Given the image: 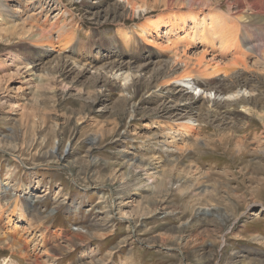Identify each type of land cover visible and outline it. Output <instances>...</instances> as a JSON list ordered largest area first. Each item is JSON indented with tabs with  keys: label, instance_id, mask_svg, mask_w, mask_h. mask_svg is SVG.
<instances>
[{
	"label": "rangeland",
	"instance_id": "374dc122",
	"mask_svg": "<svg viewBox=\"0 0 264 264\" xmlns=\"http://www.w3.org/2000/svg\"><path fill=\"white\" fill-rule=\"evenodd\" d=\"M210 1L214 11L150 1L138 18L123 0H8L18 20L0 23V264H264V120L218 117L201 99L192 135L165 145L167 125L187 117L165 95L176 80L264 82L253 58L242 62V30L220 46L190 18L230 19L264 0ZM117 63L131 71L125 86L111 80ZM256 99L264 117V89ZM132 159L143 180L159 167L152 189L126 182Z\"/></svg>",
	"mask_w": 264,
	"mask_h": 264
},
{
	"label": "bare ground",
	"instance_id": "6f19581e",
	"mask_svg": "<svg viewBox=\"0 0 264 264\" xmlns=\"http://www.w3.org/2000/svg\"><path fill=\"white\" fill-rule=\"evenodd\" d=\"M100 1L101 2L99 4H102V2H104V0H100ZM150 1H154V4L156 5H163L167 11L174 10V9H179V10L187 9L189 11H193V10H196L200 6L208 10L214 11V9L212 8H214L215 6L211 4L210 0H123V2H126V5L128 7H131V10H133L134 12V16L138 18L145 17L151 14L152 12H154L153 8L149 6ZM0 2L3 4L2 5L3 9H0V23H5L9 27V29L13 30L16 27L15 22L16 20H18V17L12 14L13 11H10L9 13V11L6 10L8 0H0ZM196 16L197 17H195V15H190V18L194 21V26L196 28H200L203 34L204 32L210 33L211 38L217 39L219 41L220 46H225L229 38H231L232 36H235L236 32L238 33L242 30L243 31L242 41L245 43L246 52L249 54V55L248 54L245 55L244 57H241V59H243L242 62L245 63L248 57L249 58L251 57L253 58V61L251 64H253V66L255 67L262 68L264 71V47L257 44L259 40L261 41L264 39V1H261L257 4L244 5L242 11L234 12L233 15L232 13H230L229 14L230 19H228L227 15H225L222 12H220L219 14L210 12L207 15H203L204 18L202 19V21L199 20L198 15ZM207 16H209V20H207L206 18ZM234 23L238 24L241 27L238 28V27L233 26ZM153 27L157 30L156 32L159 33L161 26L158 25V23H153ZM36 29L38 30V28ZM64 30H65L64 27H62V28H59L57 31L58 33L61 34L62 32H64ZM135 30L136 32L140 34H143V36L149 35V32H147V30L143 28L137 27ZM233 30L235 31L234 33H233ZM38 33L39 32H37V34L33 35L31 38L33 39V38L39 37L40 33L39 35ZM134 33L135 32L133 31H125L123 34V41L125 42L127 48L128 47L132 48L133 46L132 44L135 45V40L133 39ZM258 33L262 34L260 38H259ZM61 38L62 37H60V39ZM43 39H46V38H43ZM50 41L51 39L49 40L48 38L47 42L49 44L54 43ZM60 42L61 41H59V43ZM123 56L125 55L123 54ZM175 64L176 63H173L170 66H168L167 71L170 72L172 70H175L176 68ZM236 64L238 65V63ZM208 67H210L209 63L208 65H206V69ZM34 69L35 68L32 69V71L30 72L31 75H29L30 77H32V80L35 78L38 79V77H36V73ZM126 69L127 68L123 63H119V64L117 63V65H115V67L112 68V72H111L112 75L110 76L112 78L111 80L114 81L115 83L116 81L120 80L124 83V86L128 84L132 76H131L130 69L128 70ZM256 81H257V87L255 89L248 90L250 88V84L255 83ZM173 84H174V88H172V90H168L165 93V95L171 100L177 97L179 98L181 97L182 99L179 101L180 102L179 105L175 107V110H185L187 112V117H184V121H182L179 124L167 125V134L165 135V138H166L165 145L167 146H170V145L177 146V144H179V141L183 142L185 138H188L192 135L193 128H194V122H195L194 120L196 119V117H198L202 113L201 110H197V104L199 100L201 99H203L207 104H209V106L214 108L213 112L218 117L220 116L227 117V115L234 116L236 115V113L238 114L239 112H244L248 115L255 114L261 121L264 120V117H262L261 115H257L254 112L255 109L251 108V105L249 104L250 98H252V101L257 100L256 98L261 95L264 89V82H261L260 79L256 80L254 78L253 79L235 78L229 81L228 83H226L225 81H221L216 87L210 89V87H207V84L204 80L202 79L199 80L197 79V77L194 78L192 74L187 73L184 77H182V79L176 80ZM229 90H235V92L234 91L230 92ZM191 92H196V94L191 95L192 94ZM188 94L190 95V97L184 98ZM198 94L200 95L199 98H197ZM226 102H229V103L234 102V104L229 106L227 105ZM236 106H239L240 108H242V111H237L238 108H236ZM57 144L59 143L57 142ZM56 145L51 152L53 153V155L56 149ZM60 159H63V160L65 159L64 152H62L61 156H59V161ZM122 159L127 160L126 155H122ZM59 161L58 163H60ZM130 162L131 163L127 167L126 182L136 181L138 183H142L139 189H145V188L152 189L153 187H151L150 185L153 183L155 184V182L159 181V176H160L159 171H158L159 167L149 164L150 166L149 173L146 174L145 180H143L142 177H140V175L138 174V171L134 170V166L137 164V161L132 159L130 160ZM95 163L97 162L95 161ZM66 167L72 168V166L70 165H66ZM141 167H143V165ZM136 168H137V165H136ZM140 171H141V168H140ZM137 177H138V180H137ZM5 192L6 191H3V192L0 191V199H2V197L5 195ZM117 195H118L117 199H119L120 193L117 192ZM11 203H12L11 201H5V204L8 206ZM120 205L121 204H119V207ZM14 207H16L15 209H18L17 203H15ZM119 207L116 206V209ZM0 208H1V205H0ZM26 210L24 211L22 210L21 214L25 215ZM117 211H120V209H117ZM31 212L33 213L34 211H31ZM120 213H121V218L123 219L129 218V216L125 213H122V211H120ZM35 214H38V212H36ZM39 216L40 214L38 215V217ZM11 248L14 249V246H11Z\"/></svg>",
	"mask_w": 264,
	"mask_h": 264
}]
</instances>
